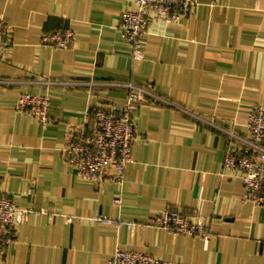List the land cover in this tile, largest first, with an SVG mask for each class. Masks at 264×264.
Wrapping results in <instances>:
<instances>
[{"label": "crops", "instance_id": "crops-1", "mask_svg": "<svg viewBox=\"0 0 264 264\" xmlns=\"http://www.w3.org/2000/svg\"><path fill=\"white\" fill-rule=\"evenodd\" d=\"M197 1L179 22H152L135 52L118 28L135 0H0L11 42L0 49V196L31 210L0 264H110L117 247L172 264H264V207L224 168L251 107L264 105V0ZM64 28L73 45L40 43ZM129 82L165 101L137 110L124 180L79 178L62 143L92 124L93 106L122 107ZM21 92L49 96L47 124L16 112ZM164 208L202 215L209 237L151 225Z\"/></svg>", "mask_w": 264, "mask_h": 264}, {"label": "built area", "instance_id": "built-area-1", "mask_svg": "<svg viewBox=\"0 0 264 264\" xmlns=\"http://www.w3.org/2000/svg\"><path fill=\"white\" fill-rule=\"evenodd\" d=\"M213 2L217 0H212ZM197 0H135L134 6L122 12L118 25L121 36L137 52L142 50L149 27L154 21L176 23L195 12ZM9 26L0 18V49L10 45L4 35ZM76 31L72 28L45 32L40 43L55 49H65L75 43ZM129 90L122 107L96 105L89 109L93 117L89 126L73 128L61 150L64 158L79 178L101 184L105 179L121 183L126 166L132 162V147L139 137L136 112L142 104L164 102L158 96L148 99L152 92L146 86L129 82ZM52 103L46 94L21 92L15 104L17 113L36 119L42 124L50 121ZM248 135L241 147L230 146L226 152L225 171L235 172L245 188L244 200L264 207V105L251 107L247 118ZM121 197L115 204L121 205ZM30 209L21 207L11 196H0V253L18 240V230ZM94 219L113 223L118 227L133 228L136 224L122 218L113 219L98 215ZM69 222L73 217L67 218ZM151 225L162 227L175 234L209 237L204 217L185 214L180 210L164 208L152 218ZM145 226V225H144ZM110 264H172L160 257L140 251L117 247L111 255Z\"/></svg>", "mask_w": 264, "mask_h": 264}]
</instances>
